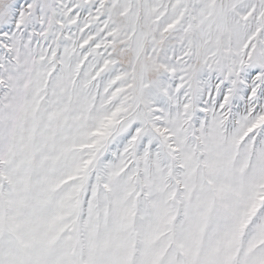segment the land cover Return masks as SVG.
<instances>
[{"label":"snow or ice","instance_id":"snow-or-ice-1","mask_svg":"<svg viewBox=\"0 0 264 264\" xmlns=\"http://www.w3.org/2000/svg\"><path fill=\"white\" fill-rule=\"evenodd\" d=\"M0 264H264V0H0Z\"/></svg>","mask_w":264,"mask_h":264}]
</instances>
